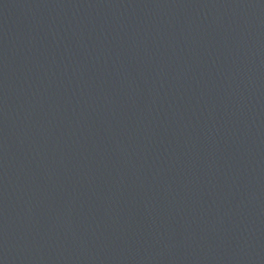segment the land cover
Instances as JSON below:
<instances>
[{
    "label": "water",
    "instance_id": "95a60500",
    "mask_svg": "<svg viewBox=\"0 0 264 264\" xmlns=\"http://www.w3.org/2000/svg\"><path fill=\"white\" fill-rule=\"evenodd\" d=\"M0 264H264V0H0Z\"/></svg>",
    "mask_w": 264,
    "mask_h": 264
}]
</instances>
